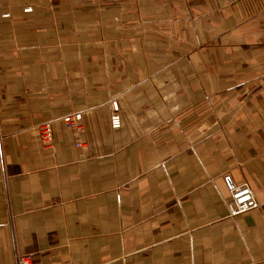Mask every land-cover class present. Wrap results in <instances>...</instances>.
Segmentation results:
<instances>
[{
    "label": "crops",
    "instance_id": "1",
    "mask_svg": "<svg viewBox=\"0 0 264 264\" xmlns=\"http://www.w3.org/2000/svg\"><path fill=\"white\" fill-rule=\"evenodd\" d=\"M22 255L264 264V0H0V264Z\"/></svg>",
    "mask_w": 264,
    "mask_h": 264
},
{
    "label": "built area",
    "instance_id": "2",
    "mask_svg": "<svg viewBox=\"0 0 264 264\" xmlns=\"http://www.w3.org/2000/svg\"><path fill=\"white\" fill-rule=\"evenodd\" d=\"M31 8H25V11H30ZM7 15V14H5ZM112 114L110 116L111 127L117 128L120 126V116L118 113L117 100H111ZM81 112H73L62 118L64 124L68 127L79 128L81 120ZM40 131L41 140L44 145L51 147L53 135L51 130V121H45L38 126ZM81 145V143H77ZM259 207V203L255 199L252 189L247 182H244L238 186H234L230 189V200L227 202V208L229 214L234 216L238 213L247 211L249 209ZM18 264H30V258L26 255L19 257Z\"/></svg>",
    "mask_w": 264,
    "mask_h": 264
},
{
    "label": "rangeland",
    "instance_id": "3",
    "mask_svg": "<svg viewBox=\"0 0 264 264\" xmlns=\"http://www.w3.org/2000/svg\"><path fill=\"white\" fill-rule=\"evenodd\" d=\"M5 14H7V15H5ZM5 14H3L2 16H4V17H5V16H8V15H9L8 13H5Z\"/></svg>",
    "mask_w": 264,
    "mask_h": 264
}]
</instances>
